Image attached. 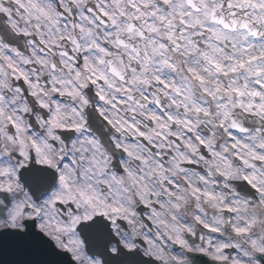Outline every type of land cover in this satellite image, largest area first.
Returning <instances> with one entry per match:
<instances>
[{"label":"snow or ice","instance_id":"obj_1","mask_svg":"<svg viewBox=\"0 0 264 264\" xmlns=\"http://www.w3.org/2000/svg\"><path fill=\"white\" fill-rule=\"evenodd\" d=\"M264 264V0H0V264Z\"/></svg>","mask_w":264,"mask_h":264},{"label":"clouds","instance_id":"obj_2","mask_svg":"<svg viewBox=\"0 0 264 264\" xmlns=\"http://www.w3.org/2000/svg\"><path fill=\"white\" fill-rule=\"evenodd\" d=\"M189 264H191V262H189Z\"/></svg>","mask_w":264,"mask_h":264}]
</instances>
